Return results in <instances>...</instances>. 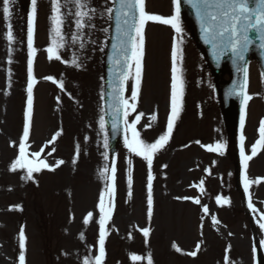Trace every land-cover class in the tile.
<instances>
[{"label": "rangeland", "instance_id": "374dc122", "mask_svg": "<svg viewBox=\"0 0 264 264\" xmlns=\"http://www.w3.org/2000/svg\"><path fill=\"white\" fill-rule=\"evenodd\" d=\"M107 2L110 4L109 0H100L102 8L97 0H91L97 15L92 22L95 27L84 30L83 49H80L79 42L71 43V35L76 32L75 17L70 14L75 11L74 5L69 2L64 7L63 30L66 31V26L70 39L65 38L66 45L60 53L62 60L69 63L48 59L45 49L51 43L52 13L43 8L37 11L33 41L37 83L33 87V115L27 141L30 147L27 150L39 151L54 134L61 131L55 143L45 147L42 158L46 157L50 165L60 159L65 163L55 171L45 169L40 174L34 173L31 180L22 179L26 170H9L19 153V142L26 122L28 20L20 12V18H14V40L9 43L7 24L11 20L5 21L0 10V264H19L21 228L27 237L25 264H84L85 258L94 259L99 254V249L95 247H99L100 213L97 205L100 193L107 184L100 177V171L105 165L110 168L113 160L117 169L115 210L106 226L109 234L105 243L108 252L104 264H147L149 253L153 264H225L226 255L229 257L228 264H253V241L255 238L260 243L264 241V229L259 227L261 214H264V149H258V154L249 161L247 176L253 183L248 192L243 187L242 194L239 182L242 181L244 186L245 169L242 163L235 167L233 162L237 161L236 149L240 155V137L237 148H231L229 133L220 118L218 106L208 102L213 97L212 87L200 86L198 81L187 78L185 59H188V54L184 49L186 42L190 41V33L182 23L184 59L179 66L185 81L180 113L184 127L154 157V211L150 222L147 217V162L144 159L136 160L124 146L118 158L111 160L108 156L105 160L107 149L104 139L107 135L105 129L101 131L99 119L102 110L101 48L104 50L107 32L103 29L107 28V15L101 17L99 13L107 7ZM40 6L44 7L41 3ZM147 11L170 16L174 9H170L169 0L164 8L154 6L149 0ZM174 36L171 26L162 29L153 22L146 25L143 78L136 111L129 109L128 122L131 123L139 113H143L136 127L141 132V138L148 142H154L162 134L171 112V50ZM189 53V57L198 63L197 54ZM73 55L78 57L81 67L70 63ZM82 57H87L86 61L91 58L95 65L93 71L90 65L79 61ZM197 71L198 68L194 72ZM49 75L57 83L44 79ZM60 81L64 83L63 91L59 87ZM133 85L134 80H129V100ZM248 93L253 98L245 108L243 134L246 137L245 153L250 155L252 145L259 139L260 121L264 119V81L255 70L252 76L250 73ZM153 115L157 116L156 121H152ZM148 124L151 127L145 128ZM127 135L131 137L130 130ZM196 141H200V144ZM218 141L226 144L223 156L201 147V144ZM77 144L80 154L73 164ZM53 147L56 151L52 156H47ZM174 147L175 152L172 151ZM128 159L132 160L133 176L130 198ZM206 170H210L211 174ZM258 179L260 182L257 184L255 181ZM201 180L204 181V192L199 188ZM242 195L246 198L247 209L254 215L253 220L242 212ZM178 196L198 197L200 204L176 199ZM217 196L228 203H217ZM107 201L105 197L106 204ZM249 202L256 211L249 208ZM204 205L209 209L207 214L203 212ZM89 212L93 213V219L85 225L83 221ZM213 216L219 223L213 222ZM144 227L151 228L147 244L138 231ZM81 233L84 239L80 238ZM44 237L51 240V245L45 244ZM196 241H200L197 255H186L195 251ZM173 244L181 252H177ZM46 247L51 249L47 253ZM133 255L144 259L133 261Z\"/></svg>", "mask_w": 264, "mask_h": 264}, {"label": "snow or ice", "instance_id": "6c2138e0", "mask_svg": "<svg viewBox=\"0 0 264 264\" xmlns=\"http://www.w3.org/2000/svg\"><path fill=\"white\" fill-rule=\"evenodd\" d=\"M74 5L75 11L73 14L75 17L76 32L71 35V43L76 44L79 42L80 49L85 47V29L94 28L92 23L93 18L97 15V9L91 6V0H65L64 7L68 3ZM181 2L182 0H172L174 5V12L170 16H163L159 14H152L146 10V0H111L112 7H106L99 13L101 17L105 14L107 18L111 20L113 18V12L115 13V36L113 38L112 54L109 56V61L112 67L109 69L110 81L109 87L111 92L107 93L111 97V103L109 108L111 109L113 120L112 128L115 132L118 130L121 111L123 110L124 124H125V137L124 146L128 152L135 156L142 157L148 166L147 176V217L149 222L152 219L154 211V193H153V180L155 177L152 174V165L154 157L165 148L172 138L176 121L178 120L182 107L183 97L185 90V81L182 74V68L179 66L184 59V51L182 45L183 41V28L181 25ZM15 3V0H2L3 4V19L10 21L12 17L11 5ZM187 3L195 11V15L200 24L203 39L206 44L211 45L212 53L214 57L219 60L222 56L230 54L233 64L237 65L238 71L243 72V82L235 84L234 87L228 92L229 96H240L241 99V116H240V156L241 163L244 166L245 174L243 175L244 189L248 192L250 185L253 183L247 176V168L249 161L258 154V149H264V119L259 124V139L252 145L251 154L245 153V135L243 129L245 125V108L253 96L247 92L249 85V72L246 66L241 67L238 62L245 61V54L249 51L250 46L254 44V40L259 41L258 47L264 49V0H187ZM61 0H51V32L50 46L45 49L48 54V59L62 61L69 63V61H63L60 50L65 48L66 40L63 31L65 24V15L62 13ZM38 0H31V11L28 16V49L29 58L27 64L28 72V87H27V111L25 113L26 122L23 129V137L19 142V153L10 165L9 170L16 172L17 170H26V175L22 179H33L34 173H39L43 169L49 171H55L56 168L63 165L65 161L63 159L56 160L54 165H50L47 162L46 157L42 158L45 147L48 144H54L56 139L62 134L58 131L53 135L50 141L47 142L39 151L29 152L27 149L30 145L27 143L30 128L32 124L33 115V87L37 83L34 75V57L36 49L33 47L35 25L37 20ZM148 22H158L163 25H169L174 29L175 36L173 40V46L171 50L172 60V76H171V112L168 117L167 131L160 134L154 142H148L141 138V132L137 130L136 125L140 122L143 113L138 114L134 121L128 122L129 109L132 112L136 111L137 102L139 99V92L144 71V56H145V29ZM103 31L107 32L105 28ZM7 39L9 43L14 40L12 32V24H7ZM95 43V41H92ZM103 51V48H101ZM10 62V61H9ZM73 66L81 67L78 62V57L73 55L70 62ZM264 76V73H262ZM46 80H50L53 83H57V80L49 75L44 77ZM129 80H134V85L131 92V102L128 98H125L126 85ZM59 87L64 90L63 81L59 82ZM102 99L104 98L102 94ZM59 99V98H57ZM152 121L157 120V116L151 117ZM99 127L101 131L105 128L104 116L99 119ZM145 128H150L151 124L145 125ZM131 131V137L127 135L128 131ZM87 140L88 138L85 137ZM200 144V141H196ZM108 138L105 136L104 147L108 148ZM201 147L205 148L208 152L216 153L219 156L225 154L226 144L223 141H218L214 144H201ZM56 151L55 147L51 149L46 155L52 156ZM80 149L79 145L76 146L75 155L72 163L75 164L79 158ZM105 160L108 159V154H104ZM127 164L129 166L127 175L128 196L132 195V160L128 159ZM167 167V165H164ZM209 175L211 174L210 170ZM116 164L113 160L111 167L108 165L100 171V177L107 181L105 189L100 193L99 203L97 205L99 209V254L93 258H85L84 264H104L106 251L105 243L108 236L107 224L112 219L115 210V196H116ZM260 180H256L255 183H259ZM196 185H193L195 187ZM201 192H204V181L199 183ZM105 197L108 198L107 204L105 203ZM176 199L192 200L196 204H200V199L194 197H176ZM217 203H228L223 197H216ZM249 208L253 211L256 209L252 203L249 202ZM209 211L206 205L203 206V212L207 214ZM93 219V213H87L84 218V224H89ZM203 219V217L201 218ZM214 223H219L215 216L212 217ZM203 227V225H201ZM259 227L264 229V214H261V221H259ZM145 238V243H148V238L151 234L150 227L139 228ZM231 235V233H230ZM80 238L84 239L83 233L80 234ZM131 238V235L129 236ZM27 237L21 228L19 233V264H25V249H26ZM264 245V241L261 242ZM173 248L177 252H181V249L173 244ZM199 250V244L197 245ZM189 256H196L197 252L185 253ZM144 259L142 256L133 255V261H140ZM225 264H228L229 257H224ZM147 264H153V259L149 253L147 256Z\"/></svg>", "mask_w": 264, "mask_h": 264}]
</instances>
